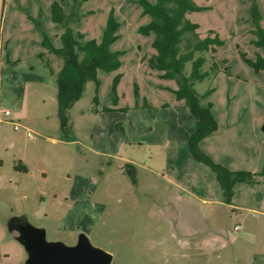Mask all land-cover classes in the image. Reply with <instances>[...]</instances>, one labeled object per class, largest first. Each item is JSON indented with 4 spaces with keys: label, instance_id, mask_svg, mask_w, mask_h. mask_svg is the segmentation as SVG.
<instances>
[{
    "label": "rangeland",
    "instance_id": "374dc122",
    "mask_svg": "<svg viewBox=\"0 0 264 264\" xmlns=\"http://www.w3.org/2000/svg\"><path fill=\"white\" fill-rule=\"evenodd\" d=\"M55 1L66 14L77 1L80 19L70 24L87 39H102L113 10L120 38L112 48L123 51L118 70H99L98 92L95 82L86 84L68 112L67 133L55 78L39 55L44 34L62 44ZM194 1L201 9L186 19L199 25L196 33L224 41L205 52L210 74L195 83L200 94L208 92L203 103H213L219 126L200 147L233 171L256 174L254 184L234 187L231 202L246 209L223 203L216 173L190 153L195 118L173 91L177 80L149 65L155 36L138 31L151 17L137 0H0V264H28L19 218L45 229L49 241L72 245L85 233L113 255L111 264H202L195 244L205 240L227 241L223 256L231 258L215 264H233L241 246L264 249V70L242 57L263 53L253 40L254 7L264 28V0ZM188 39L193 32L185 33L183 49ZM61 65L54 60L56 70Z\"/></svg>",
    "mask_w": 264,
    "mask_h": 264
},
{
    "label": "trees",
    "instance_id": "16d2710c",
    "mask_svg": "<svg viewBox=\"0 0 264 264\" xmlns=\"http://www.w3.org/2000/svg\"><path fill=\"white\" fill-rule=\"evenodd\" d=\"M137 2L142 8V15L151 17L150 21L141 25L138 31L143 35L155 36L152 45L156 53L149 59V65L159 71L161 78L177 80L179 87L173 91L178 99L186 101L195 118V129L189 139L190 153L216 173L226 201L231 202L235 185L254 184L256 174L246 170L233 171L215 162L201 149V141L216 132L219 126L213 113V103H203L208 92L200 94L195 88L196 82L203 81L210 74L209 71L204 70L207 62L205 52L216 51V46L223 45L224 41L218 35L202 38L196 33L199 25L186 19L188 12L201 9L194 0H156L155 2L137 0ZM257 10V7H254L257 16V29L254 32L257 38L253 43L258 48H262L263 53H257L255 58L242 53V57L256 72H260L264 70V28L260 26V15ZM79 19L77 1L69 14H66L61 5L55 1L52 6V20L65 27L60 36L62 44L60 47L55 46L49 36L44 34L42 45L46 50L39 54L50 68L57 84L58 114L61 129L65 133L70 128L68 112L82 97L86 84L89 81L95 82L98 92L101 86L99 70L113 72L118 70L122 63L123 51L112 48L120 38V22L114 11L109 14L101 40L87 39L83 32L76 31L70 22ZM37 26L40 27V23H37ZM187 32H193L194 39H188L183 49L181 43ZM55 59L62 61L59 70L53 66ZM189 64L191 69L187 72ZM120 79L121 74H117L113 80L112 91L115 96L118 95L117 85ZM17 168L27 171L25 165H19ZM127 172L136 182L134 172L130 169H127Z\"/></svg>",
    "mask_w": 264,
    "mask_h": 264
},
{
    "label": "water",
    "instance_id": "95a60500",
    "mask_svg": "<svg viewBox=\"0 0 264 264\" xmlns=\"http://www.w3.org/2000/svg\"><path fill=\"white\" fill-rule=\"evenodd\" d=\"M16 227L18 239L30 251L28 264H111L113 261V255L93 245L85 233L79 235L75 244L68 245L58 240L49 241L45 229L26 218H19Z\"/></svg>",
    "mask_w": 264,
    "mask_h": 264
},
{
    "label": "crops",
    "instance_id": "0c3cea01",
    "mask_svg": "<svg viewBox=\"0 0 264 264\" xmlns=\"http://www.w3.org/2000/svg\"><path fill=\"white\" fill-rule=\"evenodd\" d=\"M221 202H223V201H221ZM223 203H225L229 206L236 207L239 211L246 209L241 204H237L235 202L232 203V202L224 201ZM200 243L195 244V247H197L196 248V250L198 251L197 254H199V252H200L199 256L203 257V259L201 261L202 264H212V263L215 264L216 261H217V263H220V262H223L222 260H224V259L231 258V257L224 258L225 256H223V251L226 249L227 241L222 240L215 245H211L210 243H207L206 240L204 242H200ZM246 243H249V245L251 247L253 246V242L251 240L247 241ZM192 245H194V244H192ZM245 246H247V245H245ZM245 248L248 249V247H245ZM247 249H244L242 251V246H241L237 250L233 251V256H232L233 264H264V249H262L261 251H256V250H254V248L251 249L250 247L248 250ZM213 255H215V256L213 257Z\"/></svg>",
    "mask_w": 264,
    "mask_h": 264
},
{
    "label": "built area",
    "instance_id": "2783aa9c",
    "mask_svg": "<svg viewBox=\"0 0 264 264\" xmlns=\"http://www.w3.org/2000/svg\"><path fill=\"white\" fill-rule=\"evenodd\" d=\"M3 113H4L5 115H7V116H8V115H10V114H11V111H10L9 109H5ZM16 126H17V124H16ZM239 228H240V226H239V225H237V226L235 227V229H236V230H238Z\"/></svg>",
    "mask_w": 264,
    "mask_h": 264
},
{
    "label": "flooded vegetation",
    "instance_id": "af4514ba",
    "mask_svg": "<svg viewBox=\"0 0 264 264\" xmlns=\"http://www.w3.org/2000/svg\"><path fill=\"white\" fill-rule=\"evenodd\" d=\"M75 240H76V241H75ZM75 240H74L75 242H74L73 244H75V243L77 242L78 239H75Z\"/></svg>",
    "mask_w": 264,
    "mask_h": 264
}]
</instances>
